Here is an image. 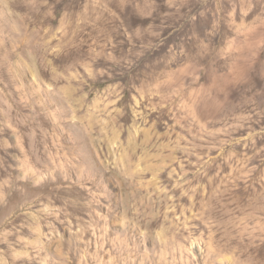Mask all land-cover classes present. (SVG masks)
I'll use <instances>...</instances> for the list:
<instances>
[{
    "label": "rangeland",
    "instance_id": "374dc122",
    "mask_svg": "<svg viewBox=\"0 0 264 264\" xmlns=\"http://www.w3.org/2000/svg\"><path fill=\"white\" fill-rule=\"evenodd\" d=\"M0 264H264V0H0Z\"/></svg>",
    "mask_w": 264,
    "mask_h": 264
}]
</instances>
